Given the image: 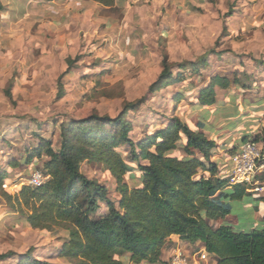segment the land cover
<instances>
[{"label":"rangeland","instance_id":"rangeland-1","mask_svg":"<svg viewBox=\"0 0 264 264\" xmlns=\"http://www.w3.org/2000/svg\"><path fill=\"white\" fill-rule=\"evenodd\" d=\"M25 1L2 0L0 171L5 174L1 187L6 186L1 190L8 195H16L21 182L49 160L45 151L40 157L36 153L39 147L45 150L44 141L59 151L62 124L92 116L122 117L131 126L129 138L138 142L177 117L179 108L191 106L190 99L215 75L239 83L226 92L225 106L216 108V125L242 117V126L257 127V118L248 117L255 104L264 109V0H116L111 8L88 0ZM166 56L170 75L178 81L160 84L152 93L149 88L158 81ZM201 60L206 65L199 64ZM188 90L191 94L173 102L179 91ZM135 104L136 109H129ZM120 151L125 156L128 147ZM130 167L125 181L137 187L140 173ZM79 169L106 187L111 202L119 201L116 183L101 165L83 162ZM250 195L225 201L230 215L210 226L259 230L257 215L264 211V202ZM12 206L0 199V254H15L0 264H16L25 257L70 264L58 258L68 235L65 228L33 230ZM106 211L100 205L99 212ZM176 245L170 243L166 252L179 249L190 263L197 260L198 242ZM171 253L161 264H169ZM122 263L131 264L125 257ZM197 264L215 262L207 256Z\"/></svg>","mask_w":264,"mask_h":264},{"label":"trees","instance_id":"trees-1","mask_svg":"<svg viewBox=\"0 0 264 264\" xmlns=\"http://www.w3.org/2000/svg\"><path fill=\"white\" fill-rule=\"evenodd\" d=\"M88 1L106 8L116 3ZM3 11L0 0V25ZM199 64L206 62L201 60ZM162 68L158 81L149 88L152 93L161 88L160 84L163 87L178 81L170 75L167 56ZM238 85L236 79L213 76L208 86L199 90L196 105L212 107L217 103V89L228 91ZM6 96L11 98L10 93ZM181 98L177 93L173 102L177 104ZM252 111L260 112L256 114L257 123L262 117L263 125L257 135L245 141L253 139L264 150V111ZM130 132L131 126L122 117L112 120L92 116L62 124L59 151H52L46 141L42 143L45 150L39 147L36 151L38 157L43 151L49 156L41 168L33 170L42 172L47 180L39 187L18 186L16 195L11 196L1 190L5 174L0 171V199L13 203L12 208L33 230L65 228L68 235L58 258L70 264H123L124 257L131 264H161L162 250L172 236L190 244L200 242L215 264H264V216L259 230L247 232L230 225L213 229L209 224L230 215L225 201L250 195L243 186H230L210 161L216 149L214 141L192 131L178 118L138 142L129 138ZM125 146L128 153L124 156L120 149ZM239 147L226 151L229 158ZM178 149H183V158L174 155ZM126 159L140 173L137 187L130 188L125 181L133 170ZM83 162L98 163L114 179L120 197L116 204L108 198L105 186L80 172ZM260 200L264 202V195ZM100 205L105 206L106 213L99 212ZM14 256L11 252L0 254V262ZM16 264L44 263L25 257Z\"/></svg>","mask_w":264,"mask_h":264},{"label":"crops","instance_id":"crops-1","mask_svg":"<svg viewBox=\"0 0 264 264\" xmlns=\"http://www.w3.org/2000/svg\"><path fill=\"white\" fill-rule=\"evenodd\" d=\"M25 2H27V1H25ZM219 76H221V75H219ZM208 84H209V80H208L207 84L204 85L202 88L207 87ZM201 89H198L197 95L195 98L190 99L189 103L191 104V106L185 107V110L179 108L178 116L175 118L180 119V121L183 122L184 124H186L192 131L197 132V133H202L207 139L215 142L216 149L213 151V154H212L210 161L217 165V170L219 171V173H222L225 175L231 169L229 156L227 157V159L225 158V156L227 154L226 151L232 147L238 146L239 141H241V142L245 141V139L248 137V135H252V137L257 135L259 133V129L263 125V118L261 117V119L258 120L259 121L258 123L260 125L258 123H256L257 127L252 126V127H250V129L247 128V125L242 126V117L235 119L230 124L227 123V124H223L221 127H218L216 125V122H217L216 118H217V116H219L218 115L219 111H215V110H216V108L217 109L220 108V105L225 106L224 105L225 100L226 99L228 100V98L226 96V92L231 91V89L228 91H221V90L217 89L216 90V92H217V103H216V105H214L212 107H207V108H202V107L196 105L198 92ZM190 92H191L190 90H188L186 93H183V91H179V93H181V95H182V98L183 97L185 98L186 96L191 94ZM220 92H223V95H222L223 98L222 99H223L224 103L221 102L222 100H219V93ZM255 106H256V104H255ZM256 107L258 108V106H256ZM263 111H264V109L261 112H263ZM259 113L258 112L255 113L253 111H250L249 112L250 117H248V118L251 120H254L257 118L256 114H259ZM212 116H214V119H210V117H212ZM168 122L169 121H167V122L165 121V123H163L159 129H155L153 132L160 130V129H164L167 126ZM250 122L251 121L244 122V123L249 124ZM252 122H254V121H252ZM151 132H149L147 134H152ZM174 155L183 158L185 156V153H184L183 149H178V151L175 152ZM196 156L199 157L198 154H196ZM261 210H264V209H261ZM263 216H264V211L257 215V217H258L257 219L259 220V222H261V219ZM170 243H176L177 245L182 246V247L195 246V244L193 245V244H190L188 242L181 241V240H179L178 237L172 236V237H170L169 243H167L166 246L162 250L161 261H163L165 254L170 255L171 252H169V251L166 252V249H165ZM198 245L201 246L200 250L204 249L203 245L200 242H198ZM173 252L171 253V255L173 254ZM142 264H145V263H142Z\"/></svg>","mask_w":264,"mask_h":264},{"label":"built area","instance_id":"built-area-1","mask_svg":"<svg viewBox=\"0 0 264 264\" xmlns=\"http://www.w3.org/2000/svg\"><path fill=\"white\" fill-rule=\"evenodd\" d=\"M230 164L231 169L225 174L230 186H243L249 194L264 195V150L253 139L246 140L240 145L238 152L231 156ZM46 180L47 177L42 172L34 171L21 182L20 186L39 187ZM196 256L197 260L192 259L190 263L185 254L177 249L173 252L169 264L202 263L210 255L203 249Z\"/></svg>","mask_w":264,"mask_h":264}]
</instances>
